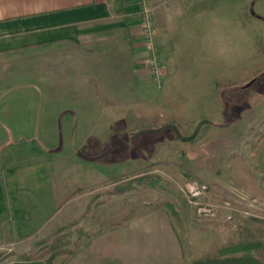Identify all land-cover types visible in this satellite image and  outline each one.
<instances>
[{
  "label": "rangeland",
  "instance_id": "obj_1",
  "mask_svg": "<svg viewBox=\"0 0 264 264\" xmlns=\"http://www.w3.org/2000/svg\"><path fill=\"white\" fill-rule=\"evenodd\" d=\"M138 2L141 18L143 7L149 9L158 72L151 71L145 49L136 94L126 104L115 97L120 105L109 111L112 119L105 112L101 127L85 128L87 144L78 150L94 155L102 149L115 175L77 188L31 236L0 239V251L28 252L50 231L75 221L64 230H71L65 247L74 254L92 236L127 231V222L151 213V225L132 224L151 227V255L147 249L119 263L191 264L212 243L237 241L245 226L253 230L249 218L264 220V0L241 6L236 0H182L152 10L153 2ZM238 42L245 44L246 59L215 58ZM203 118L209 122L196 136L182 140ZM189 179L208 185L200 199L219 205L210 216L199 217L182 195L180 186Z\"/></svg>",
  "mask_w": 264,
  "mask_h": 264
},
{
  "label": "crops",
  "instance_id": "obj_2",
  "mask_svg": "<svg viewBox=\"0 0 264 264\" xmlns=\"http://www.w3.org/2000/svg\"><path fill=\"white\" fill-rule=\"evenodd\" d=\"M149 1L152 10L182 0ZM141 22L138 0H0L1 240L31 236L77 188L112 180L102 149L78 150L85 128L112 119L115 97L126 104L136 94L137 66L147 58ZM151 216L92 236L66 264L151 255V227H136L151 225Z\"/></svg>",
  "mask_w": 264,
  "mask_h": 264
},
{
  "label": "trees",
  "instance_id": "obj_3",
  "mask_svg": "<svg viewBox=\"0 0 264 264\" xmlns=\"http://www.w3.org/2000/svg\"><path fill=\"white\" fill-rule=\"evenodd\" d=\"M74 222L50 231L28 252L0 251V264H51L55 258L65 264L73 249L65 247L70 241L71 230H64ZM248 222L253 230L245 226L237 241L212 243L204 253L194 257L191 264H264V220L249 218ZM111 224L120 222L111 221ZM13 255L14 259L5 261Z\"/></svg>",
  "mask_w": 264,
  "mask_h": 264
},
{
  "label": "built area",
  "instance_id": "obj_4",
  "mask_svg": "<svg viewBox=\"0 0 264 264\" xmlns=\"http://www.w3.org/2000/svg\"><path fill=\"white\" fill-rule=\"evenodd\" d=\"M143 18L141 22V33L144 40V47L148 53V60L152 72H158V65L155 59L154 29L149 17V9L143 7ZM208 190V185L198 179H189L180 186V191L185 200L194 206L195 213L201 217L210 216L219 207L217 203L202 201L200 198Z\"/></svg>",
  "mask_w": 264,
  "mask_h": 264
},
{
  "label": "clouds",
  "instance_id": "obj_5",
  "mask_svg": "<svg viewBox=\"0 0 264 264\" xmlns=\"http://www.w3.org/2000/svg\"><path fill=\"white\" fill-rule=\"evenodd\" d=\"M227 55L233 62H239L247 58L248 52L244 42H238L227 50V53L220 52L215 55L217 60H222Z\"/></svg>",
  "mask_w": 264,
  "mask_h": 264
},
{
  "label": "water",
  "instance_id": "obj_6",
  "mask_svg": "<svg viewBox=\"0 0 264 264\" xmlns=\"http://www.w3.org/2000/svg\"><path fill=\"white\" fill-rule=\"evenodd\" d=\"M206 122H209V120H208V119H205V118L200 119V120L196 123V125L194 126V129H193V131L191 132V134H190V135H187V136H182L181 139L184 140V141H185V140H191V139H193V138L196 136V134L198 133V131H199L201 125H202L203 123H206Z\"/></svg>",
  "mask_w": 264,
  "mask_h": 264
}]
</instances>
